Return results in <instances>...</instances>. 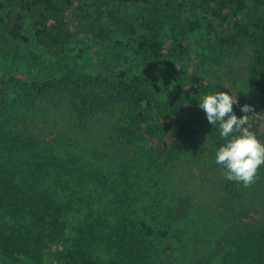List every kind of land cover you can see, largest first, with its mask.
<instances>
[{"label": "rangeland", "instance_id": "obj_1", "mask_svg": "<svg viewBox=\"0 0 264 264\" xmlns=\"http://www.w3.org/2000/svg\"><path fill=\"white\" fill-rule=\"evenodd\" d=\"M169 1L150 0L148 6L133 9L113 3L78 4L67 15L79 29L80 41L70 51H60L47 49L35 38L33 12L25 14L24 38L12 39L5 30L10 6L0 0V78L44 80L58 78L70 69L112 80L120 72L138 74L141 69L130 51L102 47L126 39L127 31L138 28L142 19L162 17ZM226 33V25L214 22L209 28L203 22L184 38L201 69L216 68L220 36ZM235 98L240 106L253 108L251 95ZM45 110L39 125L45 136L29 146L32 150L11 153L7 149L14 137L13 121L0 113V168L15 165L25 156L27 162L41 164L50 174L48 183L61 202L74 201L73 209L60 217L65 230L53 243L52 264H68L71 253L82 249L91 254L94 264H237L244 263L243 257L254 262L256 258L237 249L235 238L241 235L249 240L263 235L264 251V166L249 187L227 180L215 162L218 147L210 140L218 124L205 126L177 158L154 160L139 144L117 135L113 125L120 124L124 111L113 107L92 126V139L83 138L92 144L83 155L79 143L67 140L71 124L65 106ZM251 120L264 143V114L253 110ZM59 177L72 188L56 187ZM96 220L101 227L95 229ZM141 221L153 227L155 234L146 235ZM124 224L134 247L122 242L118 227ZM5 236L0 226V264H43L42 253L3 248Z\"/></svg>", "mask_w": 264, "mask_h": 264}, {"label": "trees", "instance_id": "obj_2", "mask_svg": "<svg viewBox=\"0 0 264 264\" xmlns=\"http://www.w3.org/2000/svg\"><path fill=\"white\" fill-rule=\"evenodd\" d=\"M6 1L10 8L5 30L12 39L24 38L21 31L25 14L33 12L35 38L47 49L60 51H70L80 41L79 29L70 24L67 15L78 4L113 3L133 9L150 3V0ZM203 22L209 28L214 22L226 25L228 32L220 36L221 56L216 60V68L210 67L212 70L208 71L195 63L184 45V38L200 29ZM125 36L126 39L106 42L102 50L114 46L122 52L130 51L141 69L138 74L120 72L112 80L70 69L58 78L44 80L1 77L0 113L5 120L13 121L14 131L7 150L10 153L32 150L29 146L45 136L39 125L43 120L41 113L49 106H65L68 110L71 125L67 140L79 143L83 147L79 154L83 155L92 146L83 138L92 139L94 123L108 109L119 108L124 113L120 124L113 125L114 131L119 137L139 144L154 160L177 158L195 136L205 131V126L211 125L198 105L205 94L227 92L233 98L238 94L251 95L253 110L264 114V0H170L162 17L142 19L138 28L130 29ZM241 107L238 103L233 107L237 117L244 115ZM248 115L246 126L260 140L251 112ZM210 140L218 148L225 143L219 127L210 132ZM45 171L41 164L27 162L25 156L15 165L0 168V226L6 235L1 241L5 249L42 253L43 264H52L53 243L60 240L65 230L60 217L73 209L74 201L59 200L57 190L48 183L50 174ZM55 186L72 188L61 177L55 179ZM99 224L96 220L95 229ZM140 226L146 235L155 234L146 222L141 221ZM118 228L122 242L134 247L135 242L127 237V226ZM262 236L250 240L244 235L235 238L237 249L256 258L251 262L243 257L240 260L244 263L237 264H264ZM68 264L94 262L91 254L82 249L71 253Z\"/></svg>", "mask_w": 264, "mask_h": 264}, {"label": "clouds", "instance_id": "obj_3", "mask_svg": "<svg viewBox=\"0 0 264 264\" xmlns=\"http://www.w3.org/2000/svg\"><path fill=\"white\" fill-rule=\"evenodd\" d=\"M237 98L227 92L205 94L198 101L209 124L219 127V135L225 141L215 152V162L223 168L224 177L249 187L255 180L258 169L264 166V143L250 130L248 113L253 108L244 105L242 117L233 112ZM252 117L259 118V115Z\"/></svg>", "mask_w": 264, "mask_h": 264}]
</instances>
